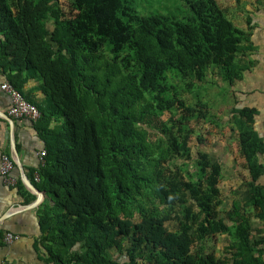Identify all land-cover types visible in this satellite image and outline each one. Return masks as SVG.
I'll list each match as a JSON object with an SVG mask.
<instances>
[{
  "label": "trees",
  "instance_id": "trees-1",
  "mask_svg": "<svg viewBox=\"0 0 264 264\" xmlns=\"http://www.w3.org/2000/svg\"><path fill=\"white\" fill-rule=\"evenodd\" d=\"M179 1L180 17L137 0H70L68 11L0 0V72L40 112L31 124L46 155L32 171L53 201L36 210L46 263L264 264L256 110H231L248 197L223 207L222 166L193 157L188 124L201 109L183 98L210 74L241 80L250 34L217 0ZM32 77L47 105L23 92Z\"/></svg>",
  "mask_w": 264,
  "mask_h": 264
},
{
  "label": "crops",
  "instance_id": "crops-1",
  "mask_svg": "<svg viewBox=\"0 0 264 264\" xmlns=\"http://www.w3.org/2000/svg\"><path fill=\"white\" fill-rule=\"evenodd\" d=\"M228 17L238 27L248 30L250 36V47L243 53L242 58L247 69L243 71L242 79L229 86L232 105L230 107V117H232V108L241 106L253 107L256 110L254 116L253 127L259 138L264 143V0H233L232 12ZM6 75L0 72V83L7 81ZM23 92L29 95L39 103H46L45 97L41 91V83L38 77L30 78L22 87ZM9 104V97L6 93L0 91V112L6 113ZM0 118H2L0 116ZM3 119V118H2ZM13 121V141L16 147L17 157L11 148V132L7 120L0 121V157L2 154L11 156L16 163L19 159L23 173L26 178L36 187V180L32 170L40 167L37 152L42 148L36 131L31 121L23 118H11ZM237 144V132L234 131ZM238 151V145H237ZM233 157L232 170L238 171V175L242 169V176H248L247 170L243 167L239 169ZM238 160V159H237ZM259 160L264 164V155H259ZM243 164V161H242ZM241 174V173H240ZM11 176L14 178V184H7L0 178V231L3 233L0 245V264H54V262L46 263L42 258L46 257V251L41 245L40 228L38 225L37 208L39 204L47 200L49 204H53L52 198L44 190L40 193L30 188L22 179V173L16 166L11 170ZM20 178L21 186L16 187L17 179ZM35 180V182H34ZM264 183V174L259 179ZM242 179L237 182L236 189L233 187L232 199L245 200L247 193L239 188ZM242 193V195H238ZM39 197V202L33 206V202ZM253 233L258 236L264 235V228L259 222L252 225ZM14 233L18 237L12 242L7 243L4 239L6 233ZM225 238V236H223ZM223 237L221 242L216 245L217 254L223 245Z\"/></svg>",
  "mask_w": 264,
  "mask_h": 264
},
{
  "label": "rangeland",
  "instance_id": "rangeland-1",
  "mask_svg": "<svg viewBox=\"0 0 264 264\" xmlns=\"http://www.w3.org/2000/svg\"><path fill=\"white\" fill-rule=\"evenodd\" d=\"M139 9L158 10L163 13L182 16L187 9L186 5L179 0H137ZM220 6L225 9L228 15L232 12L233 0H217ZM59 7L64 11L70 8V0H57ZM144 14V13H143ZM215 72L216 69H215ZM232 93H230L227 83L222 81L217 73L210 74L200 87L192 92H184L183 98L189 104L201 109L198 119L192 118L189 121V128L192 133L189 137L193 157L197 151H206L213 161H217L222 166V178L220 181L223 207L230 205L232 201L233 187L236 189L241 176L238 171L232 170L233 157L237 158L239 169L242 167V160L238 157L237 144L235 140L232 117H230V107L232 105ZM206 103L207 105H203ZM168 114L164 113L160 121H165ZM154 124L158 125L159 123ZM235 131V130H234ZM158 132V129L155 131ZM199 137L203 140L199 141ZM182 163V160H178ZM191 169V163L188 165ZM242 174V169L240 171ZM238 195H242L239 193Z\"/></svg>",
  "mask_w": 264,
  "mask_h": 264
},
{
  "label": "built area",
  "instance_id": "built-area-1",
  "mask_svg": "<svg viewBox=\"0 0 264 264\" xmlns=\"http://www.w3.org/2000/svg\"><path fill=\"white\" fill-rule=\"evenodd\" d=\"M0 89L5 92L9 97V105L6 109V113L10 118H25L29 121H36L40 117V112L38 108L25 99L23 94L14 87L10 82L3 81L0 83ZM46 155V151L44 148H41L37 152V158L40 166L44 164V157ZM16 166L15 160L7 155L2 154L0 157V176H2L3 180L7 184H14L15 180L11 176V170ZM36 181L39 180V176L36 173L34 176ZM18 236L13 233L5 234V241L7 243H12Z\"/></svg>",
  "mask_w": 264,
  "mask_h": 264
},
{
  "label": "water",
  "instance_id": "water-1",
  "mask_svg": "<svg viewBox=\"0 0 264 264\" xmlns=\"http://www.w3.org/2000/svg\"><path fill=\"white\" fill-rule=\"evenodd\" d=\"M0 116L7 120L8 123H9V126H10V132H11V148H12V151L13 153L15 154V156L17 157V153H16V147H15V144H14V141H13V121L12 119L7 115V113H4V112H0ZM16 163H17V166L18 168L20 169L21 173H22V179L27 183V185L32 188V189H35L36 192L40 193V190L36 189L32 183H30V181L26 178L25 174L23 173V170H22V166L20 164V161L18 158H16ZM39 197H37V199L33 202V206H35L36 204H38L39 202Z\"/></svg>",
  "mask_w": 264,
  "mask_h": 264
}]
</instances>
